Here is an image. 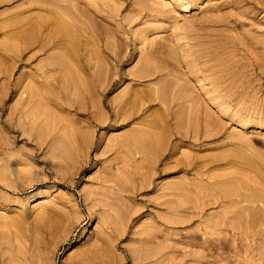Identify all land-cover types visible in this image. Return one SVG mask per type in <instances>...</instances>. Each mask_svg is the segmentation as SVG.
I'll use <instances>...</instances> for the list:
<instances>
[{
	"label": "rangeland",
	"instance_id": "rangeland-1",
	"mask_svg": "<svg viewBox=\"0 0 264 264\" xmlns=\"http://www.w3.org/2000/svg\"><path fill=\"white\" fill-rule=\"evenodd\" d=\"M263 47L264 0H0V264H264Z\"/></svg>",
	"mask_w": 264,
	"mask_h": 264
},
{
	"label": "bare ground",
	"instance_id": "bare-ground-1",
	"mask_svg": "<svg viewBox=\"0 0 264 264\" xmlns=\"http://www.w3.org/2000/svg\"><path fill=\"white\" fill-rule=\"evenodd\" d=\"M258 5V4H257ZM45 17V16H44ZM55 20V19H54ZM39 22V21H38ZM53 19L51 20H48V21H42V20H40V22L38 23L39 25L38 26H40V28H41V31L43 32L44 30H46L47 28H50L51 26H52V24H53ZM55 24V23H54ZM58 24H59V21H58ZM53 27V26H52ZM257 30H258V27H257ZM41 32V33H42ZM245 35V34H244ZM243 36V35H242ZM244 37V36H243ZM245 39V38H244ZM243 39V40H244ZM249 39V38H248ZM245 41V40H244ZM248 41H250V40H248ZM250 43V42H249ZM248 43V44H249ZM246 44H247V37H246ZM247 44V45H248ZM253 44V43H252ZM254 46V45H253ZM252 48H254V50L256 49L255 48V46L254 47H252ZM264 48V47H263ZM257 52H258V49H257ZM259 52H260V50H259ZM262 53V52H261ZM260 53V54H261ZM264 54V53H263ZM244 56V55H243ZM235 65V64H234ZM240 65V64H239ZM260 68H261V66H260ZM259 68V69H260ZM230 76V75H229ZM205 99H207V98H205ZM172 109L171 108H167L166 109V117H167V123H165L164 122V129H165V127H166V129L165 130H167V126H168V122H169V120H170V115H173L174 116V112H172L171 111ZM162 114H163V112H162ZM177 114L181 117V118H179L180 119V123H179V121H178V123L176 124L177 125V128L178 129H171V128H168V130L167 131H171V134H172V132H175V134L176 133H179L180 132V128H181V120H182V118H183V114L181 113V111L179 112V110L177 111ZM165 115V114H164ZM164 117V116H163ZM160 120V119H159ZM161 121V120H160ZM41 122V121H40ZM43 125V124H42ZM40 123H38V122H32V123H30L28 126H26V125H22V127L24 128L23 130H28V129H31V131L33 132H29V135H31V136H34V137H37V138H39L41 135H40V133H39V130L41 129V126H42ZM77 125V124H76ZM72 126V125H71ZM159 126V125H158ZM182 126H183V120H182ZM50 127H51V129H52V131L54 132L53 133V136H57V135H59V133H60V131L65 127V124H61V123H59V122H54V123H52L51 125H50ZM80 127H82V126H80ZM77 129L79 130L80 128L79 127H77ZM164 130V131H165ZM76 131V130H75ZM24 132V131H23ZM163 133V132H162ZM168 133H170V132H168ZM162 135V134H161ZM81 137V136H80ZM165 137V136H164ZM62 141V140H61ZM31 142V141H30ZM85 142V141H84ZM159 142V141H158ZM47 144V143H46ZM41 149V148H40ZM61 149V148H60ZM145 149V148H144ZM147 149V148H146ZM148 150V149H147ZM21 160V159H20ZM38 160H41V159H38ZM18 161V160H17ZM42 161V160H41ZM22 163V162H21ZM23 163H25V161H23ZM26 165V164H25ZM29 165H31V164H29ZM29 165H28V167H29ZM26 167H27V165H26ZM32 168H34L33 166H31V168L30 169H28L27 171H25V172H31L32 171ZM34 171V170H33ZM20 172V174H22L23 173V171H19ZM254 207V206H253ZM260 207V206H259ZM257 208V207H256ZM247 211V210H246ZM245 211V212H246ZM239 212V211H238ZM242 212V211H241ZM233 217H235V216H233ZM245 222V221H244ZM219 233H221V232H219ZM218 236V235H217ZM254 236V235H253ZM217 238V237H216ZM218 239H220V238H218ZM233 239H236V237L235 238H233ZM244 240H246V239H244ZM209 241H210V239H205V242H208L209 243ZM216 241H218V240H216ZM220 242H221V239H220ZM234 242H235V240H234ZM222 243V242H221ZM220 243V244H221ZM238 243V242H237ZM223 244V243H222ZM240 244V243H239ZM242 245H244V243L242 244ZM203 246V245H202ZM225 246V245H224ZM223 246V247H224ZM230 246H232V245H230ZM229 246V247H230ZM241 246V245H240ZM228 247V248H229ZM225 248H226V246H225ZM237 252V251H236Z\"/></svg>",
	"mask_w": 264,
	"mask_h": 264
}]
</instances>
